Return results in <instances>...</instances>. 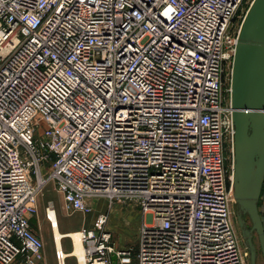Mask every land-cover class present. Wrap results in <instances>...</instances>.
Listing matches in <instances>:
<instances>
[{
  "label": "built area",
  "instance_id": "obj_1",
  "mask_svg": "<svg viewBox=\"0 0 264 264\" xmlns=\"http://www.w3.org/2000/svg\"><path fill=\"white\" fill-rule=\"evenodd\" d=\"M252 2L0 0V264H47L32 221L51 181L67 211L137 203V264H246L226 148L235 18ZM45 214L54 227V202ZM108 220L79 231V264L134 261Z\"/></svg>",
  "mask_w": 264,
  "mask_h": 264
},
{
  "label": "water",
  "instance_id": "obj_2",
  "mask_svg": "<svg viewBox=\"0 0 264 264\" xmlns=\"http://www.w3.org/2000/svg\"><path fill=\"white\" fill-rule=\"evenodd\" d=\"M231 103L236 217L250 264H257L255 233L264 255V223L259 210L264 186V0H253L240 26L231 73Z\"/></svg>",
  "mask_w": 264,
  "mask_h": 264
},
{
  "label": "rangeland",
  "instance_id": "obj_3",
  "mask_svg": "<svg viewBox=\"0 0 264 264\" xmlns=\"http://www.w3.org/2000/svg\"><path fill=\"white\" fill-rule=\"evenodd\" d=\"M245 11H240L235 18V35L239 34L240 26L246 15ZM244 12V13H243ZM228 85V84H227ZM228 87V86H226ZM231 141L227 142L226 156L228 158V165L230 168L229 176H232L231 165L233 164V157L231 152ZM229 184H231V179L229 178ZM262 195L264 194V186ZM49 202H54L58 209V217L60 222V228L63 232L69 231H80L84 227H90L94 223V219L98 213L102 211H109V220L107 223V228L112 233V239L118 247L121 248H134V261L131 264H137L136 252L138 243L139 228L142 220V214L140 207L137 203L128 201L126 203L120 201H114L110 207V201L105 198H96L93 200V211L90 214H82L75 211H67L64 208V201L62 194L57 190V187L53 181L49 182L41 191L38 197V208L39 215L35 217L32 221V229L39 234L44 241V250L48 259V264H58L55 259V248L57 247L54 240V232L50 222L46 218L45 209ZM231 209L233 213V220L235 228L237 229L238 235L240 237V245L243 252H247L246 244L241 234L240 226L237 221L236 212L237 206L235 200L231 202ZM261 214V213H260ZM262 216V215H261ZM263 220V217H262ZM248 222L251 224L250 219ZM264 223V220H263ZM254 241L257 245V264H264V255L261 251L260 242L257 234L254 235ZM63 248L65 251L69 252L73 248V242L71 238L63 239ZM50 259L53 262H50ZM78 258L70 257L67 258L66 264H79ZM246 264H250L249 256H246Z\"/></svg>",
  "mask_w": 264,
  "mask_h": 264
},
{
  "label": "bare ground",
  "instance_id": "obj_4",
  "mask_svg": "<svg viewBox=\"0 0 264 264\" xmlns=\"http://www.w3.org/2000/svg\"><path fill=\"white\" fill-rule=\"evenodd\" d=\"M249 225L251 224L249 223ZM52 228L54 232L53 237L59 250H62L64 254H66V257L68 258L76 257L82 259V257L84 256V246L79 231L76 230V231L63 232L60 228L59 217L56 220H54V227L52 226ZM65 238H71L73 242V248L69 252L65 251L63 248V239ZM80 264L83 263L81 262Z\"/></svg>",
  "mask_w": 264,
  "mask_h": 264
},
{
  "label": "crops",
  "instance_id": "obj_5",
  "mask_svg": "<svg viewBox=\"0 0 264 264\" xmlns=\"http://www.w3.org/2000/svg\"><path fill=\"white\" fill-rule=\"evenodd\" d=\"M263 193V192H262ZM259 210H260V213L263 217V220H264V194L261 195V198H260V202H259ZM105 211V210H104ZM103 212V211H102ZM98 215V214H97ZM55 255V254H54ZM50 262L52 263L53 260L50 259ZM47 264H48V259H47Z\"/></svg>",
  "mask_w": 264,
  "mask_h": 264
}]
</instances>
